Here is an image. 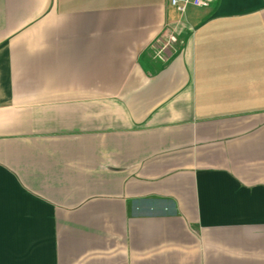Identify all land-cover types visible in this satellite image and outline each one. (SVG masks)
<instances>
[{
  "label": "crops",
  "instance_id": "obj_1",
  "mask_svg": "<svg viewBox=\"0 0 264 264\" xmlns=\"http://www.w3.org/2000/svg\"><path fill=\"white\" fill-rule=\"evenodd\" d=\"M0 264H264V0H0Z\"/></svg>",
  "mask_w": 264,
  "mask_h": 264
},
{
  "label": "built area",
  "instance_id": "obj_2",
  "mask_svg": "<svg viewBox=\"0 0 264 264\" xmlns=\"http://www.w3.org/2000/svg\"><path fill=\"white\" fill-rule=\"evenodd\" d=\"M169 1H170V4L176 7L180 12H184L185 8L188 5H194V6H205L206 5V0H169ZM175 41H177L176 36L175 34L171 33L168 36L167 42L162 43V46L158 45V48H157L158 54L164 50V48L169 42H175Z\"/></svg>",
  "mask_w": 264,
  "mask_h": 264
}]
</instances>
